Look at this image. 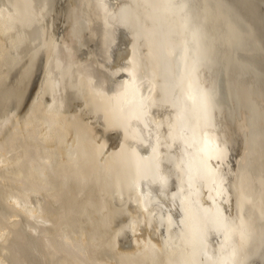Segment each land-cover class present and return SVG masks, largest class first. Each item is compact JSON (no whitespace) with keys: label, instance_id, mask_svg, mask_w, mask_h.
<instances>
[{"label":"bare ground","instance_id":"bare-ground-1","mask_svg":"<svg viewBox=\"0 0 264 264\" xmlns=\"http://www.w3.org/2000/svg\"><path fill=\"white\" fill-rule=\"evenodd\" d=\"M117 255L264 264V0H0V264Z\"/></svg>","mask_w":264,"mask_h":264},{"label":"rangeland","instance_id":"rangeland-1","mask_svg":"<svg viewBox=\"0 0 264 264\" xmlns=\"http://www.w3.org/2000/svg\"><path fill=\"white\" fill-rule=\"evenodd\" d=\"M102 160V156H99L98 157V162L97 163H99L100 161ZM97 169H101V167L99 166V165H97ZM93 174V169L91 170V171H88V172H85V173H82L81 174V177H79L80 179H83V178H88V177H90L91 175ZM70 177L71 176H68V177H66V179L67 180H69L70 179ZM73 178V177H72ZM71 178V179H72ZM109 225V224H108ZM111 225H115V227H119L116 223H111ZM115 233H113V235H114ZM113 235H112V237L109 239V241H110V243H113L114 241V239H115V237H113ZM97 236V235H96ZM109 259H113V257H111V256H107V260L109 261ZM111 263H117V264H123V260L119 257V255H117V257H115V259H113V261H111ZM125 264H126V261H125Z\"/></svg>","mask_w":264,"mask_h":264}]
</instances>
